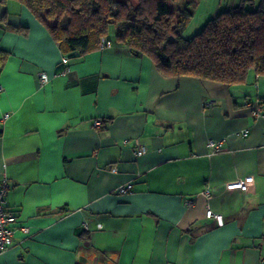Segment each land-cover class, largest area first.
Masks as SVG:
<instances>
[{"label": "crops", "instance_id": "1", "mask_svg": "<svg viewBox=\"0 0 264 264\" xmlns=\"http://www.w3.org/2000/svg\"><path fill=\"white\" fill-rule=\"evenodd\" d=\"M4 15L28 30L0 24V188L17 214L0 264H264V76H166L115 42L70 56L24 5Z\"/></svg>", "mask_w": 264, "mask_h": 264}, {"label": "trees", "instance_id": "2", "mask_svg": "<svg viewBox=\"0 0 264 264\" xmlns=\"http://www.w3.org/2000/svg\"><path fill=\"white\" fill-rule=\"evenodd\" d=\"M13 1L27 7L70 56L98 50L106 37L134 56L150 57L166 76H192L229 86L246 82L251 73L264 76V0H240L209 18L191 37L183 32L196 0ZM0 24L21 33L28 30L11 25L5 15ZM9 54L0 48V72Z\"/></svg>", "mask_w": 264, "mask_h": 264}, {"label": "built area", "instance_id": "3", "mask_svg": "<svg viewBox=\"0 0 264 264\" xmlns=\"http://www.w3.org/2000/svg\"><path fill=\"white\" fill-rule=\"evenodd\" d=\"M113 46V43L110 39L106 37H102L99 43V50H104L107 48H111ZM67 57L62 58V61L65 63L67 62ZM39 79H40V85H43L48 82L49 77L48 74L45 71L40 72L39 74ZM3 91V86L0 84V93ZM251 107V113L253 117L256 119H261L264 121V108L262 105L261 100H256L254 102H251L250 104ZM95 127H100L101 126V121L96 120L94 122ZM242 135L246 136L247 131L242 132ZM224 142V139H213L210 138L207 141V146L211 149L212 153L220 151L222 144ZM138 147L136 149V155H142L145 152H147V148L144 145L137 144ZM112 171H116L117 169L115 167L111 168ZM243 185V182L241 180H232L228 181L226 184L227 189H234V188H241ZM6 184H4L0 188V254L7 249L12 243H13V238L16 232V221H17V214L10 209H8L5 205V193H6ZM132 188L131 183H126L123 185H119L117 187V192L119 193H126L130 191ZM206 196H210L211 192L209 190L205 191ZM206 216L207 217H213L218 224H222V216L219 213H215L210 209L209 207L206 209ZM87 226V225H85ZM101 225L98 224V227ZM21 231L24 233L28 232L27 227H20Z\"/></svg>", "mask_w": 264, "mask_h": 264}, {"label": "rangeland", "instance_id": "4", "mask_svg": "<svg viewBox=\"0 0 264 264\" xmlns=\"http://www.w3.org/2000/svg\"><path fill=\"white\" fill-rule=\"evenodd\" d=\"M196 6L192 10L193 15L183 34L185 37H191L205 22L214 17L218 12L228 9L239 3L240 0H196ZM110 36H113V28L110 26Z\"/></svg>", "mask_w": 264, "mask_h": 264}, {"label": "bare ground", "instance_id": "5", "mask_svg": "<svg viewBox=\"0 0 264 264\" xmlns=\"http://www.w3.org/2000/svg\"><path fill=\"white\" fill-rule=\"evenodd\" d=\"M102 123V122H101Z\"/></svg>", "mask_w": 264, "mask_h": 264}]
</instances>
